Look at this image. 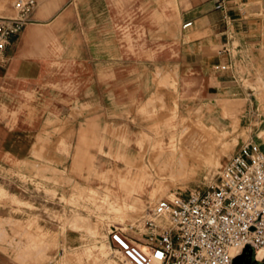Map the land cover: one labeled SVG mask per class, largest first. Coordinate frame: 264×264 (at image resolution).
Returning <instances> with one entry per match:
<instances>
[{"label": "crops", "instance_id": "1", "mask_svg": "<svg viewBox=\"0 0 264 264\" xmlns=\"http://www.w3.org/2000/svg\"><path fill=\"white\" fill-rule=\"evenodd\" d=\"M34 1L27 23L0 55V174L11 163H46L47 158L50 165L74 171L82 151L93 154V139L102 138L109 116L150 94L157 69L174 74L183 96L201 92L206 84V92L215 95L208 90L220 82L215 65L233 73L254 68L253 0H224L223 11L215 0ZM12 2L0 0V17L12 15ZM163 17L179 19L175 38ZM160 44L165 47L157 51ZM55 119L56 133L41 145L39 136L54 127L45 122ZM163 124L171 127L166 119ZM159 132L165 134L152 145L149 166L132 168L126 161L128 168L109 179L107 195L134 207L155 198L151 171L157 176L158 159L178 143L171 130ZM85 176L81 170L73 179L83 182ZM126 236L144 245V237ZM0 264H6L1 255Z\"/></svg>", "mask_w": 264, "mask_h": 264}, {"label": "rangeland", "instance_id": "2", "mask_svg": "<svg viewBox=\"0 0 264 264\" xmlns=\"http://www.w3.org/2000/svg\"><path fill=\"white\" fill-rule=\"evenodd\" d=\"M253 1L254 68L244 73H233L229 68L214 71L220 82L208 90L215 95L206 92V84L201 92L180 96L174 74L157 69L150 94L110 115L102 138L93 139V154L82 151L78 161L86 162L85 166L79 164L69 172L48 164L52 160L47 158L46 163L24 160L3 169L0 255L6 264H120L106 241L109 227L137 234L128 225L145 216L156 199L173 191L185 196L190 189L203 191L215 184L220 168L244 140L264 148V0ZM163 20L175 38L179 19ZM123 30L131 49L128 26ZM140 33L144 35L142 26ZM163 47L160 44L156 49ZM172 114L181 119L180 124L175 116L168 118ZM165 119L171 127L163 124ZM44 125L54 127L39 136L41 145L48 144L56 133V119ZM164 130H171L169 135L178 143L171 153L158 159L157 171L166 161H174L177 168L157 176L151 171V184L155 186L157 180L155 198L143 207H134L107 195L110 180L128 168L126 161L132 168L149 166L152 145ZM181 139L189 150H183ZM100 164L103 166L98 170ZM81 170L85 181H75Z\"/></svg>", "mask_w": 264, "mask_h": 264}, {"label": "built area", "instance_id": "3", "mask_svg": "<svg viewBox=\"0 0 264 264\" xmlns=\"http://www.w3.org/2000/svg\"><path fill=\"white\" fill-rule=\"evenodd\" d=\"M215 3L225 9L224 0ZM34 6V0H13L12 15L0 17V55ZM128 228L144 237L143 246L119 227L106 231L120 264H231L246 246L264 264V148L253 140L242 141L220 168L215 184L203 191L190 189L185 196L173 191L156 199Z\"/></svg>", "mask_w": 264, "mask_h": 264}, {"label": "bare ground", "instance_id": "4", "mask_svg": "<svg viewBox=\"0 0 264 264\" xmlns=\"http://www.w3.org/2000/svg\"><path fill=\"white\" fill-rule=\"evenodd\" d=\"M159 163V162H158ZM162 163V162H161ZM196 163H198V161L196 160ZM162 166V165H161ZM177 166V165H176ZM177 167H175V162L172 161L171 163H168L167 161L164 163L163 165V168L161 167L160 170L157 171V175H162L164 174L167 170L170 171V173H173L175 172ZM167 169V170H166ZM178 171V170H177ZM162 172V173H161ZM156 174V173H155ZM144 177V176H143ZM244 250V249H242ZM242 253H244V251H241L237 256V258H235V260L233 261V264H248L246 263V260L249 261V264H256L254 262H252V260L250 259V257L245 254V255H242ZM241 255V256H240ZM262 255V250H259L258 251V254H257V258L260 259ZM236 257V256H235ZM252 259H253V256H252ZM254 260V259H253ZM232 264V263H231Z\"/></svg>", "mask_w": 264, "mask_h": 264}, {"label": "water", "instance_id": "5", "mask_svg": "<svg viewBox=\"0 0 264 264\" xmlns=\"http://www.w3.org/2000/svg\"><path fill=\"white\" fill-rule=\"evenodd\" d=\"M242 251H244V253H242V255H245V254H247L249 257H250V259L252 260V262H254V263H256V264H261V263H259V262H257L254 258V260L252 259V256H253V249L251 248V247H249V246H246L245 248H244V250H242ZM241 256V255H240ZM237 257H239V256H236V257H234L233 259H232V264H233V261L235 260V258H237Z\"/></svg>", "mask_w": 264, "mask_h": 264}]
</instances>
